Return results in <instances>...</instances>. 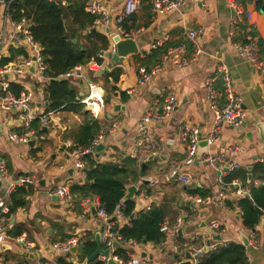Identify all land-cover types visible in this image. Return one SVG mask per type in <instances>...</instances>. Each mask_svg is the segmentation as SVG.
Returning <instances> with one entry per match:
<instances>
[{
  "label": "crops",
  "instance_id": "obj_1",
  "mask_svg": "<svg viewBox=\"0 0 264 264\" xmlns=\"http://www.w3.org/2000/svg\"><path fill=\"white\" fill-rule=\"evenodd\" d=\"M60 1L66 3V0ZM236 1L244 12L242 17L230 7L228 0H186L182 12H171L167 15L153 14L147 0H141L138 9L125 17L135 18L134 21L130 19L128 22L129 31L140 29L134 35L140 53L129 55L124 61L118 62L123 68L119 87L121 91L119 90L117 94L108 92L102 106H98L97 102L92 103L94 110L80 102L81 112L65 110L63 107L51 109L52 101L46 90L49 81L38 75L35 67H30L23 74H12L8 77L9 84L15 82L22 87L21 92L25 90L32 92L31 106L37 114H51L49 124L43 127L45 131L39 130L33 136L32 144H24L9 138L11 131L23 128L18 111H4L0 108V160L6 163L10 178L28 174L35 176L39 181L38 186L29 187L31 194L28 197V205L18 207L10 215L7 223L8 232L17 224H22L25 229L17 237L10 235L11 238L0 245V264H39L43 261L47 264H56L59 254L52 248L54 243L52 236L58 231V227L65 230L70 237L73 235L82 237L90 231L96 238V232L103 230L105 223L93 209L85 213L83 208L81 211L75 209V206L71 208L64 199L49 196L48 191L68 181L84 182L86 176L80 177L71 169L75 167L73 152L78 148H74L78 145L77 131L86 119H98L102 128L117 124L115 131L105 137L104 152L99 155L97 152L91 154L94 159L106 162L118 161L125 156L132 157L131 152L138 133V120L149 109L162 107L165 91L175 92L178 107L170 119L158 124L154 130L159 155L153 162L146 163L148 166L144 171L141 167L143 162H138L141 172L145 173L140 175L139 181L130 183L128 188L134 184L138 186L134 197L139 207H145L148 203L163 206L167 212L165 224L169 227L178 224V218L183 216L178 226V230L182 228V234L179 235L177 230L176 236L172 237L166 232L168 238L160 244L123 242L122 248L129 257H141L145 253L152 264H179L177 259L171 258V253L177 252L178 257L185 260L193 247H206L208 241L211 244L222 245L230 242L243 244V237L247 236L250 242H254V245L249 243L246 246L252 263L264 264V215L254 229L246 228L239 201L243 197L249 198L250 195L241 196L233 187L221 190L218 172L200 158L192 166H185L186 147L179 139V124L182 120L199 126L203 136L208 134L214 115L207 101L206 82L212 81L218 103L224 104L225 96L218 66L225 63L231 71L237 93L247 110V120L242 127H234L224 122L221 141L210 148L207 147V152L201 156L207 153L222 155L223 168L232 161L238 162L240 166L238 169L249 171L248 183L252 178L253 166L257 162L264 163V73L241 58L234 47L235 41L242 40L247 26H250L251 30L254 26L259 38L264 40V0ZM101 2L115 16L122 13L126 5L125 0ZM247 11L252 12V20L246 16ZM187 28L202 29L200 44L204 52L198 59L183 66H174L169 62L154 74L146 85H138L135 68L142 64L138 56L143 57L142 52H150L151 44L165 36H168L163 44L167 46L166 50L184 42L183 31ZM110 30L116 32V24L113 23ZM108 37L111 42V37L109 35ZM186 44V51L179 55L189 58L192 48L191 44L188 42ZM1 48L3 58L13 56L12 61L20 62L26 58H34L32 48L28 46L23 35L17 33L14 20L3 3H0ZM261 59L264 61V56ZM114 63L111 59L108 60L110 70L111 66L115 67ZM91 66L92 70L98 71L95 66L92 64ZM90 78V73L85 79L70 78L78 91L77 99L89 94ZM92 78L96 84L103 85L102 78ZM121 92H126L129 98L122 100ZM99 98L95 100L98 101ZM233 148H236L235 153L232 151ZM176 167L181 173L190 174L192 178L190 183L183 184L174 178L167 179L171 170ZM231 173L227 172L225 178ZM145 179L148 180L147 183H144ZM152 180L157 182L154 183ZM256 181L259 183L256 184ZM143 183L145 186H142ZM253 184L260 186L262 181L255 179ZM243 186L251 192L249 185L243 183ZM140 191H145L149 200L143 198ZM191 195L211 198V202L202 203L193 211ZM127 221L122 218L120 224L123 225ZM214 223H217L218 227H213ZM216 236H221V239H216ZM75 254L72 255L76 257Z\"/></svg>",
  "mask_w": 264,
  "mask_h": 264
},
{
  "label": "built area",
  "instance_id": "obj_2",
  "mask_svg": "<svg viewBox=\"0 0 264 264\" xmlns=\"http://www.w3.org/2000/svg\"><path fill=\"white\" fill-rule=\"evenodd\" d=\"M13 0H0V3L5 4L6 10L9 11L10 3ZM126 5L122 13L117 14L116 16L111 13V11L101 2V0H88L86 5V11L91 15L97 16L95 20V26L101 29L105 34L111 37V42L106 49H102L97 53V57L103 62L99 63L96 59L90 61L88 65L78 64L73 67L71 70L60 75L59 78H76V79H85L87 75L92 70V66H95V69L100 71L110 59L107 55H111L116 52V42L111 36L113 33L110 30L111 25L116 24V32L121 36V38H129L140 31V29L131 32L126 30L122 24L126 16H130L141 4V0H125ZM150 5V9L155 15H167L171 12H182L186 0H147ZM229 5L233 8L237 14L242 17L243 11L240 5L236 0H228ZM246 16L249 20H252V12L247 11ZM14 26L17 33L23 35L24 40L27 42L28 46L32 48L34 52V58H26L23 61H11L5 64L0 65V108L4 111H18V118L23 128L18 131H11L9 133L10 140L18 143H30L33 136L37 134L44 126L49 124L50 114H37L31 106L32 92L30 90L22 91L19 95H15L10 90V84L8 77L12 74H23L30 67H35L38 75H41L45 80H51L48 76L45 75L46 64L44 63L43 56L41 54L40 45L34 41L29 30V21L23 17L20 21H14ZM202 29L187 28L183 31L184 42L179 43L174 47H169L161 56L159 62L151 68H147L145 65L140 64L136 66L137 72V84L146 85L151 78L162 70L169 62L174 66H183L188 63L195 61L198 57L204 52L200 44V34ZM168 39V36H165L162 39L157 40L151 44V51L158 46H161ZM191 44L192 54L189 58L180 56L186 51V43ZM234 47L238 55L251 63L256 70H259L264 73V61L259 56V45L257 37L254 36L251 32L250 26H247L242 40L235 41ZM150 51V52H151ZM150 52H142L141 56H145ZM140 53V52H139ZM175 55V56H174ZM3 59L2 48L0 49V62ZM219 74L222 78V91L225 96L224 104L220 105L217 101V92L213 86L211 80L206 82L207 87V101L211 111L214 115V121L211 125V128L206 136H203L202 130L199 126L192 124L188 120H182L179 124V139L186 147V153L184 158L185 166H192L200 158L203 162L210 164L218 172V184L221 190H226L229 188H236L237 192L241 195H250V191L243 186V183L240 179L234 178L232 180H226L225 175L227 172H233L238 169L239 163L232 161L226 168L221 167L224 162L222 155H214L211 153L204 154L203 156L198 154L199 145L202 140L207 141V147L210 148L211 145L219 143L222 139V124L224 122L238 127L245 123L247 120V110L244 108L243 101L238 95L235 82L229 67L225 63H221L218 66ZM89 85L91 92L82 99H79L80 103L86 104L90 109L94 110L92 103L102 106L104 101L102 97L103 88L98 84L93 82L91 78L89 79ZM99 87L101 90V98L95 100L92 98L94 88ZM178 107V98L173 91H165L163 104L161 108L149 109L143 116L138 120V133L137 138L134 142L131 155L136 158L138 162L150 163L153 162L157 155H159V150L156 148V142L154 137V130L158 124H161L171 118L173 112ZM38 120L40 122L38 128L32 127V122ZM117 124L103 127L99 130L97 135L93 138L92 142L84 147L78 148L73 152L74 157V170L80 177L86 176V156L94 154L95 147L104 142L107 134H110L115 131ZM233 153L236 152V148L232 149ZM177 179L183 184H188L191 182V176L189 173H181L178 167L173 168L170 174L167 176V179ZM154 183L156 180H152ZM38 179L33 175L23 174L15 178H10L8 168L6 163L0 160V245H3L11 238L7 223L9 221L10 215L12 214L11 206L9 204L10 195L18 187H36L38 186ZM259 182L256 181V184ZM74 184V181H68L64 184L53 188L48 191L49 196H56L64 199L68 205L73 208L75 206L74 199L75 194L72 193L71 187ZM140 195L149 200V196L145 191H140ZM192 210L195 211L197 206L205 203L209 204L211 198H203L200 195H191ZM91 200H93L91 202ZM124 198L118 203L113 211V215L107 213L105 208L102 206V203L99 198L94 195L88 196L82 200V207L85 213L91 212L95 208L96 214L102 218L105 223L104 226V240L103 243L106 245L105 249H109V255H99V259L102 261V264H110V260H113L116 264H152L151 259L146 256L141 257H129L123 258L115 254L116 245L123 242H136L134 239L124 240L122 235L118 230H114L115 219L124 218L122 212V204ZM151 203H148L144 208L150 209ZM183 216L178 218V224L169 227L167 224H164L161 228L162 231L170 233L172 237L176 236L179 223L182 221ZM213 227H218L217 223L213 224ZM81 236L73 235L64 242L56 241L53 243L52 248L57 254H67L71 251V248L78 246ZM254 245V242H250ZM219 244V243H218ZM218 244H211L192 248L190 250L191 254V263L200 264L201 257L204 252L209 249L217 248ZM42 264V263H39ZM157 264V263H156ZM253 264L252 260L247 253V263Z\"/></svg>",
  "mask_w": 264,
  "mask_h": 264
},
{
  "label": "trees",
  "instance_id": "obj_3",
  "mask_svg": "<svg viewBox=\"0 0 264 264\" xmlns=\"http://www.w3.org/2000/svg\"><path fill=\"white\" fill-rule=\"evenodd\" d=\"M87 2V0H66V3L63 4L60 0H13L10 3L8 12L12 19L20 21L21 18L25 17L29 21L32 38L41 47V54L47 67L45 75L51 79L46 86L52 101L51 109L63 107L65 110L81 112L82 104H79V99H77L76 87L70 78L60 80L59 77L78 64L87 65L94 59L102 63L103 61L97 57V53L106 49L110 44L107 34L99 29L94 30L97 16L86 11ZM130 19L135 20L134 16L129 17L122 24L128 31L130 28L127 25ZM251 32L258 38L259 56L262 58L264 56V40L259 38L254 26H252ZM166 48V45L158 46L144 57L138 56V60L147 68H151L160 61ZM24 54L27 56L25 52ZM12 60L13 56L3 58L0 65ZM114 65L115 67L111 66V70L103 74H99V71L90 70L91 78H102L105 89L110 94L119 92L120 76L123 73V68L118 63H114ZM10 90L15 95H19L22 87L11 82ZM121 96L122 100L129 98L126 92H121ZM106 98L108 102L109 97ZM32 123L33 128L39 127L38 120ZM101 128L98 119H86L77 131L76 143L78 145L74 148L88 146ZM40 131L44 132L45 130L42 128ZM86 162L84 182H75L71 187L72 193L75 194V209L81 211L83 208L82 200L94 195L100 199L107 213L113 215L116 205L124 198L121 208L124 219L128 221L121 225L122 218L115 219L114 230H118L124 240L134 239L138 243H142L144 240L155 244L164 243L168 235L161 228L166 222V209L156 203H153L150 209H146L138 206L135 197L126 198L129 184L139 181L140 175L145 173L141 172L142 166H139L138 160L131 156H125L118 161L100 162L94 159L92 155H88ZM248 172L247 169H236L226 180L239 178L243 183L250 186V197H243L239 201V207L244 226L248 229H254L264 215V163L257 162L253 166L252 178L249 183L247 182L249 179ZM255 179L261 180L262 184L255 186L253 184ZM142 186H145L144 183ZM30 194L31 189L24 186L18 187L12 192L9 199L11 211H15L18 207H26L29 203ZM24 229L22 224H17L9 230V233L11 236L17 237L23 233ZM69 237L70 235L65 230L58 227V231L52 236V241L64 242ZM103 248H106L104 243ZM96 249V240L93 233L89 231L80 238L78 251L75 255L79 261H83ZM247 253V247L242 243L219 244L217 248L204 252L200 264H246ZM115 254L129 258L121 245L116 247ZM170 256L176 260L179 254L175 252L171 253ZM42 264L47 263L43 261ZM56 264L74 263L66 257V254H60L56 259ZM89 264H102V261L98 257Z\"/></svg>",
  "mask_w": 264,
  "mask_h": 264
},
{
  "label": "water",
  "instance_id": "obj_4",
  "mask_svg": "<svg viewBox=\"0 0 264 264\" xmlns=\"http://www.w3.org/2000/svg\"><path fill=\"white\" fill-rule=\"evenodd\" d=\"M97 28L94 27V30H96ZM111 36L114 38V41L116 42V52L111 54V55H107L113 62L118 63V62H122L125 60V58L129 55H136L140 52V48H139V44L138 41L133 38V37H129V38H121V36L119 34H117V32H113L111 33ZM74 41H76V39H74ZM110 67L109 65H105L100 71L99 74H103L106 71H109ZM60 80H64L65 78L61 77L59 78ZM54 80V79H53ZM118 107V106H117ZM238 126V127H242ZM33 141H30V144H32ZM105 149V145L103 143H101L100 145L95 147V151L97 152V155H99L101 152H104ZM204 152H207V141L206 140H202L200 142L199 145V157L201 154H203ZM148 165L146 163H143L142 165V171L145 170V168ZM72 171H74V168L71 169ZM148 180L145 179L144 183H147ZM138 191V186L137 185H131L128 188V192L126 194V198L127 199H131L133 198ZM93 212L96 213L95 208L93 209ZM104 229L101 231L96 232V243H97V249L95 250V252L93 254H91L90 256H88L87 258H85L83 261H79L75 256H73V253H76L78 251V246H74L71 248V251L68 252L66 254V257L70 259V261H72L74 264H89V262L94 261L96 258L99 257V255H109V249H104L103 248V242L101 240V234L103 233ZM179 235L182 234V228H180L178 230ZM216 239H221V236H216ZM144 243H147V240L143 241ZM116 245H119V243H117ZM208 245H210V241H208ZM243 245L248 246L249 245V238L247 236L243 237ZM142 256H146V254H142ZM177 261L179 264H192L191 263V254L187 253L186 255V259H182L181 257H176ZM110 264H116L113 260H110Z\"/></svg>",
  "mask_w": 264,
  "mask_h": 264
},
{
  "label": "bare ground",
  "instance_id": "obj_5",
  "mask_svg": "<svg viewBox=\"0 0 264 264\" xmlns=\"http://www.w3.org/2000/svg\"><path fill=\"white\" fill-rule=\"evenodd\" d=\"M100 96V89L99 87L94 88L92 98L97 99Z\"/></svg>",
  "mask_w": 264,
  "mask_h": 264
},
{
  "label": "rangeland",
  "instance_id": "obj_6",
  "mask_svg": "<svg viewBox=\"0 0 264 264\" xmlns=\"http://www.w3.org/2000/svg\"><path fill=\"white\" fill-rule=\"evenodd\" d=\"M93 76H95V75H93ZM102 83H103V85L101 84V85H99V86L103 88L102 97H103V99H104L105 95L108 94V91H105V88H104V87H105L104 81H103ZM90 92H91V88H90L89 93H90ZM103 101H104V100H103Z\"/></svg>",
  "mask_w": 264,
  "mask_h": 264
}]
</instances>
